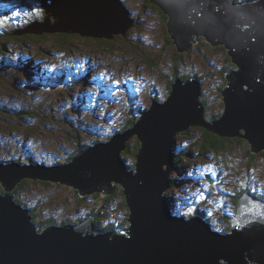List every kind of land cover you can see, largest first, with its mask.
Segmentation results:
<instances>
[{"label": "water", "instance_id": "95a60500", "mask_svg": "<svg viewBox=\"0 0 264 264\" xmlns=\"http://www.w3.org/2000/svg\"><path fill=\"white\" fill-rule=\"evenodd\" d=\"M87 1L42 0L35 6L44 10L46 22L33 20L15 33L39 29L109 40L127 35L133 21L129 16L124 25L121 1L113 0L112 6L101 0L91 5L93 9L82 5ZM150 1L169 15L167 31L180 52L190 50L201 34L210 45L228 50L237 68L226 71L223 115L208 120L198 98L200 82L188 80L182 85L176 78L168 100L153 101L133 129L79 151L72 162L52 167L0 163L4 190L0 192V264H264L260 198L244 193L238 199L237 216L229 218L232 230L224 233L211 231L208 222L198 217L186 221L170 216L162 193L171 181L169 145L177 130L199 126L221 137L246 139L253 153L264 149V0ZM73 7L82 15L68 14ZM113 16L121 21L111 23ZM52 17L55 27L50 25ZM135 133L142 148L134 175L121 163L119 151ZM162 165H167L164 171ZM25 178L68 185L81 197L111 195L120 184L131 211L129 226L122 232L96 233L89 216L39 231L29 210L14 200V190Z\"/></svg>", "mask_w": 264, "mask_h": 264}, {"label": "rangeland", "instance_id": "374dc122", "mask_svg": "<svg viewBox=\"0 0 264 264\" xmlns=\"http://www.w3.org/2000/svg\"><path fill=\"white\" fill-rule=\"evenodd\" d=\"M5 1L0 0V103L8 100L10 103L0 105V156L26 155L37 163L49 165L65 162L67 155L71 157L82 146L91 148L100 141L111 140L117 134L133 129L150 110L153 101L162 104L170 97L169 83L178 76L182 85L201 77L203 86L198 98L208 102V109L205 107L204 110L219 117L223 115L225 102L221 91L228 87L223 68L226 53L221 49L214 50L202 34L198 41L191 40L189 52H180L167 31L169 15L157 4L149 0H118L127 14V19L121 17L125 20L124 25L128 24L130 14L133 25L124 43L114 41L112 48L107 49L93 42V38L77 37V34H72L74 38L62 45L59 37L64 34L52 31L44 34L30 31L38 38L16 39L9 32L23 29L33 19L45 20L44 10L40 5L31 7L28 2L12 5ZM99 1L87 2L93 5ZM108 1L112 5L113 0ZM51 20L54 22L55 18ZM192 38H196V34H192ZM200 42L207 43L204 53L199 47L194 48ZM178 53H183L179 73L174 68V56ZM204 56H213L212 62ZM2 65H5V72ZM232 67L237 68L235 64ZM30 99L32 101L27 102ZM20 102L31 106L28 110L38 111V118L45 114L50 120L45 122V118H41L38 129L32 126L36 128L33 133L31 126L26 127L25 121L17 116L21 110L14 108V104ZM126 123L128 125L124 126ZM121 127L123 129L119 131ZM199 128L193 127L187 133L174 132L169 145L172 181L162 193L170 216L180 218L182 212L185 216L194 213L203 221H209L208 226L229 232L232 230L229 218L238 213V202L235 201L245 189L264 201V154L261 153L264 149L253 153L248 140L241 138V141L232 139L217 153L201 152L194 142L201 133ZM13 130L39 136L43 146L56 145L61 153L65 149L66 154L53 158L47 148L38 145L32 137L26 142V148L19 149L9 136ZM123 145L119 151L120 161L135 175L136 156L142 144L135 133ZM3 162L12 161L4 158ZM42 182L29 180L31 185L25 195L33 205L38 204L33 209L39 218L54 216L58 223L67 217L83 219L92 206L99 205L105 207L102 212L115 218L116 223L128 225L124 216L128 218L130 211L126 208L122 185L118 184L115 189L118 193L107 206V198L114 194L107 198L99 193L81 197L68 185ZM110 231L114 229L106 232Z\"/></svg>", "mask_w": 264, "mask_h": 264}, {"label": "trees", "instance_id": "16d2710c", "mask_svg": "<svg viewBox=\"0 0 264 264\" xmlns=\"http://www.w3.org/2000/svg\"><path fill=\"white\" fill-rule=\"evenodd\" d=\"M23 1H25V2L23 3ZM40 1L41 0H6L5 3L12 4V5H15V4H20L21 5V4H26L28 2V3H30V6L31 7H35V5L37 3H39ZM131 15L132 14H130V17H131ZM130 30L128 31V33H127L126 36H122V35L120 36V35H118L113 40H109V39H105V38L104 39L93 38L94 39L93 42H97L98 44H101L104 48L110 49V48H112L114 41H116V42L121 41L122 43H124V40L128 36ZM9 35L12 36V37H15L16 39H23V38L28 37L27 39H32L33 40L35 38H38L37 35L36 36L35 35H31L30 33L29 34H19V33H15V30L14 29L9 32ZM20 35H25V36H20ZM77 37H79V35H77ZM39 38L43 39L44 37L39 35ZM59 38H60V43H63L62 45H64V44H66V42L68 41L69 38H74V37H73V35H66V34H64V35H60ZM167 42L169 44H171V41L169 39L167 40ZM204 46H207V43L200 42V43H197L196 46H194V48H198L199 47L200 50L203 52ZM212 47H214V46H212ZM217 49L223 50L226 53V55H227V57L225 59V65L223 67L224 68V73H225L228 69L233 68L232 67L233 62L231 61V57L228 55L227 50L226 49H223V46L214 47V50H217ZM182 55H183V53H178L176 56H174V68L177 69L178 73H179V66L181 65L180 62H182ZM204 57L206 58L207 61L210 59L211 62H212L213 56L212 57L204 56ZM41 66H43V65H41ZM197 78L200 79L199 80L200 82L202 81V78L201 77L197 76ZM172 81L173 80H171L170 83H169L170 86L172 85ZM170 86H169V90L171 89ZM30 101H32V100L30 99L27 102H30ZM202 101H203L204 106L208 109V102L204 98L202 99ZM6 102L7 103H10L9 100L6 101ZM26 105H28V104L26 103ZM12 109L14 110V108H12ZM36 113H37V115H36ZM28 114H29L30 117H35V120L38 117V111H30V112H28ZM17 116L20 119H22V117L24 116V114L23 113H19V114H17ZM12 117L14 118L13 115H12ZM30 117H28V118H30ZM206 117H207L208 120L212 121L214 119H217L219 116L216 115L213 112H210V111L207 112L206 111ZM41 118H45V122L48 121L47 119L50 120V118H49L48 115L42 114L38 118V121L37 122L40 123V119ZM72 118H74V116ZM126 125H128V123L124 124V126H126ZM191 128L192 127H190V129ZM122 129L123 128L121 127L119 129V131L122 130ZM199 129H201L200 130L201 133H199L198 138L194 142L199 147V149H197V150H200L201 152L210 151V152L217 153V152L223 150V148L226 146L225 144L228 143V142H230V141H232V139H234V140H237L238 139V141H241L242 140L241 138H226V137H221V136H219V135H217L215 133H212V132L207 131L205 128H202V127H200ZM32 130H33V133L36 131L35 129H32ZM185 133H187V131ZM127 151H130V150L127 149ZM129 154H130V152H129ZM262 154H264V152H262ZM28 158L31 159L30 157H28ZM180 161H181V159L178 160V163H180ZM30 184L31 183H29V181H22L20 183V185L18 186V188L16 189V191L14 193V196H15V198H16L17 201H18L17 194L23 188H26ZM120 190H121V188H120ZM246 191H247V189H245L243 192H246ZM117 193L118 192L116 191L113 196L108 197V199H107V203L108 204L106 203L107 206L110 203V200L109 199H113L116 196ZM97 196H99V195H95L94 197H97ZM81 200H83V199H81ZM235 202H238V200H236ZM126 206H127V204H126ZM126 208H128V207H126ZM31 214L33 215V220H34L36 226H38L39 230H43L45 227L50 226V225H56V224H58L57 221L54 220V219H43V218L37 217V215L35 214L34 210H33V212ZM89 215H93L94 216V223H95V231L96 232H106V231H109L110 229H113L115 227L114 225H108V226H106V225H103L102 223H100V219H101V216L103 215V212H102V210H101V208L99 206H96L91 211V214H89ZM81 220L82 219H80L79 221H81ZM71 222L72 221L68 220L64 224L71 223Z\"/></svg>", "mask_w": 264, "mask_h": 264}, {"label": "bare ground", "instance_id": "6f19581e", "mask_svg": "<svg viewBox=\"0 0 264 264\" xmlns=\"http://www.w3.org/2000/svg\"><path fill=\"white\" fill-rule=\"evenodd\" d=\"M150 1V0H149ZM240 0H234V2H239ZM243 1H245V0H243ZM80 2H82V1H80ZM80 2H78V3H80ZM152 4H155L154 2H152V1H150ZM232 2H233V0H232ZM69 4H71V3H69ZM83 6H85L86 8H88V9H93V7L88 3V2H86V3H83L82 4ZM75 6H77L76 4H75ZM157 6V5H156ZM69 13L68 14H70L72 17H74V18H76L77 16H80V15H82V12H81V10H79V9H77V11H76V9L73 7V8H71V10L70 11H68ZM120 17H122L123 19H127V14L126 13H122V14H120ZM85 21H87V20H85ZM43 23H45L46 22V20H43L42 21ZM113 22L116 24L117 23V18L115 17V16H113ZM48 25H49V23H48ZM50 25L52 26V27H55V24H54V22L51 20L50 21ZM42 26V25H41ZM16 30V29H15ZM32 33H38V34H44V33H46V32H49V31H47V30H45V31H41V30H39L38 29V31H31ZM121 36V35H120ZM189 49H187V51L186 50H184V52H189L188 51ZM179 77L180 76H178V79H179ZM196 80H200L199 78L198 79H196ZM200 82V81H199ZM175 83V79H173V81H172V85ZM172 85L170 86L171 87V91H170V94L173 92V87H172ZM200 85L202 86V82H200ZM170 94H169V96H170ZM169 98V97H168ZM168 98L166 99V101L168 100ZM165 101V102H166ZM6 102V101H5ZM164 102V103H165ZM7 103V102H6ZM220 119V117H218L216 120H219ZM181 131L183 130V129H180ZM190 130V129H189ZM120 131H122V130H120ZM116 132V131H115ZM124 133V132H123ZM120 134H122V133H120ZM140 142H141V144H142V141L140 140ZM141 146V145H140ZM251 146V145H250ZM204 147V146H203ZM264 152V151H263ZM262 153V152H261ZM165 167H167V165H162V171H164L166 168ZM171 168H172V165H171ZM135 169H137L136 168V166H135ZM169 172H171V174H170V176L172 175V170H170ZM168 175H169V173L167 174V177H168ZM169 176V178H170V180L172 181V178ZM43 183V182H42ZM168 184V183H167ZM167 184H166V186H167ZM169 188V187H168ZM167 188V189H168ZM246 192H249L250 194H252L253 196H255V197H257L255 194H253V192L252 191H250V190H248V191H246ZM245 192V193H246ZM257 198H259V197H257ZM165 201V203L167 202V200L165 199L164 200ZM126 204H127V202H126ZM167 206V205H166ZM127 207H128V209H129V206H128V204H127ZM168 207V209H169V206H167ZM129 211H130V209H129ZM238 214V213H237ZM130 215H131V211H130ZM237 216V215H236ZM182 217V216H181ZM107 233V232H106Z\"/></svg>", "mask_w": 264, "mask_h": 264}]
</instances>
